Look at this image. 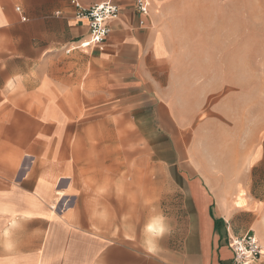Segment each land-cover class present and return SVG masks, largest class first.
Listing matches in <instances>:
<instances>
[{"label": "rangeland", "instance_id": "rangeland-1", "mask_svg": "<svg viewBox=\"0 0 264 264\" xmlns=\"http://www.w3.org/2000/svg\"><path fill=\"white\" fill-rule=\"evenodd\" d=\"M168 10L158 28L175 100L194 114L188 120L198 154L232 180L250 174L254 165L253 187L264 193V160L257 158L264 155V0H178ZM64 87L63 95L60 85L55 90L74 111L69 121L54 117L53 139L41 129L46 102L22 103L13 120L15 134L4 132L12 120L0 112V239L7 253L24 255L36 248L37 255L51 239L58 264H78L83 236L102 240L103 246L163 252L169 243L165 235L185 217L167 167L156 162L123 106L77 80ZM25 120L38 122L31 183L23 182L31 160L23 147ZM11 136L12 150L6 140ZM51 141H56L53 149H45L44 142L49 148ZM43 180L51 185L49 201L35 204L36 193L29 192ZM8 200L15 202L11 210L3 209ZM151 224L160 225L161 232L149 231ZM38 242L43 246L36 247ZM100 250L87 244L86 264H107L100 261Z\"/></svg>", "mask_w": 264, "mask_h": 264}, {"label": "crops", "instance_id": "crops-1", "mask_svg": "<svg viewBox=\"0 0 264 264\" xmlns=\"http://www.w3.org/2000/svg\"><path fill=\"white\" fill-rule=\"evenodd\" d=\"M106 1L79 0L85 8ZM175 1L178 0H112L120 15L111 22V34L102 45L83 50L77 47L88 38L89 23L75 17L71 0H0V112L12 120L2 127L4 132L15 134L18 130L13 120L21 115L18 109L22 103L42 100L47 106L41 114L46 122L41 129L53 139L54 117L69 121L74 111L55 89L60 85L63 95L68 81L77 80L78 84L93 87L94 93L102 90L107 99L129 112L156 162L167 167L183 200L184 221L175 223L172 232L165 235L173 246L168 243L157 254L150 250L139 253L129 246H103L102 240L83 236L78 264H86L85 246L91 242L95 250L101 249L100 261L107 264H238L229 246L232 239L253 233L259 235L261 243L264 241V193L253 187L255 166L250 167V174L237 175L236 180L215 173L208 157L204 160L198 154L199 145L188 120L194 114L175 100L166 65V41L158 28ZM139 2L147 3V14L138 9ZM18 3L21 6L14 11ZM22 16L27 18L25 22ZM30 116L26 114L25 118ZM25 123L23 147L28 149L31 160L30 172L23 182L31 183L36 180V172L32 171L38 157V122ZM6 140L14 149L15 137ZM44 143L45 149L52 150L56 141L49 142V148L48 142ZM260 156L264 160L262 153L257 158ZM29 193H36L32 200L35 204L49 201L51 185L40 181ZM13 200L4 202L3 209L11 210ZM52 242L49 239L44 252L38 249L37 255L36 248L24 255H10L0 239V264H58L61 260L50 252ZM37 246H43V242ZM251 264H264V255Z\"/></svg>", "mask_w": 264, "mask_h": 264}, {"label": "built area", "instance_id": "built-area-1", "mask_svg": "<svg viewBox=\"0 0 264 264\" xmlns=\"http://www.w3.org/2000/svg\"><path fill=\"white\" fill-rule=\"evenodd\" d=\"M71 5L75 8V17L79 20H86L89 23V36L77 48L89 49L102 45L112 32L111 22L119 18V7L112 0L88 8L83 7L79 0H71ZM138 9L142 13L147 14V3L139 2ZM17 12L21 13V9L17 8ZM26 20L27 18L22 16V21L25 22ZM229 246L233 250L238 264H251L264 255V248L253 233L232 239L229 242Z\"/></svg>", "mask_w": 264, "mask_h": 264}, {"label": "bare ground", "instance_id": "bare-ground-1", "mask_svg": "<svg viewBox=\"0 0 264 264\" xmlns=\"http://www.w3.org/2000/svg\"><path fill=\"white\" fill-rule=\"evenodd\" d=\"M148 230L149 231H158V232H161V226L160 225H158V224H151L150 226H149V228H148ZM255 237H256V235H255ZM256 239H257V237H256ZM257 241H259L258 239H257ZM260 243V242H259Z\"/></svg>", "mask_w": 264, "mask_h": 264}]
</instances>
